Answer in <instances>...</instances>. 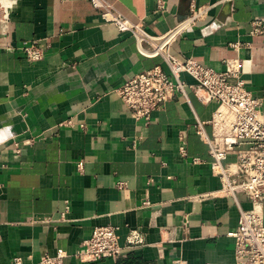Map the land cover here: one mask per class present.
I'll return each mask as SVG.
<instances>
[{"label":"crops","instance_id":"obj_1","mask_svg":"<svg viewBox=\"0 0 264 264\" xmlns=\"http://www.w3.org/2000/svg\"><path fill=\"white\" fill-rule=\"evenodd\" d=\"M107 1L159 35L189 16L193 0H162L163 7L160 0ZM194 1L210 6L208 15L171 52L218 70L226 58L248 60L247 88L263 99L264 118V34H251V21L264 18V0ZM13 2L11 16L0 18V264L16 256L37 264L59 249L69 253L65 264H237L229 233L240 208L253 204L243 193L236 200L220 192L197 131L217 103L188 88L150 123L137 120L114 89L158 65L169 71L161 55L143 53L92 0ZM27 41L44 48V59L26 58ZM182 78L196 83L188 73ZM204 128L213 134L210 124ZM99 225L118 227L121 244L133 229L143 241L84 262L74 253Z\"/></svg>","mask_w":264,"mask_h":264},{"label":"built area","instance_id":"obj_2","mask_svg":"<svg viewBox=\"0 0 264 264\" xmlns=\"http://www.w3.org/2000/svg\"><path fill=\"white\" fill-rule=\"evenodd\" d=\"M13 3V0H0V18L8 19L11 16ZM92 3L104 9L106 21L114 23L121 31L131 32L143 53L161 55L169 68L166 71L158 65L137 73L114 89V93L135 119L150 123L156 110L177 95L187 96L188 88L193 89L203 102L217 103L211 119L198 121L197 131L213 157L211 167L213 173L221 179L220 192L236 200L243 193L253 204L250 209L240 208L238 226L229 233L235 238L236 263L264 264L263 99L256 98L247 88L244 73L248 60L240 57L226 58L224 69L218 70L201 64L193 57L182 59L171 52L173 43L208 15L210 6H198L194 0L189 16L159 35L150 34L141 22L131 21L107 0H92ZM160 6L163 7L162 0ZM251 34H264V18L257 17L251 21ZM232 47L238 50L240 44L233 43ZM21 49L30 61H39L45 57V50L37 41H27ZM183 73L190 74L196 83L186 82L182 78ZM206 123L213 128L211 136L205 132ZM181 140L180 151L186 155L185 141L183 138ZM200 161L199 157L194 158V162ZM79 166L82 167L83 162ZM197 198L201 199L203 195ZM142 241L139 230L133 229L127 237V244H121L118 227L99 225L74 255L84 262L117 257L126 248ZM68 255L66 250L59 249L55 255H43L37 264H65ZM13 264H24L23 258L14 257ZM172 264L190 263L176 259Z\"/></svg>","mask_w":264,"mask_h":264}]
</instances>
